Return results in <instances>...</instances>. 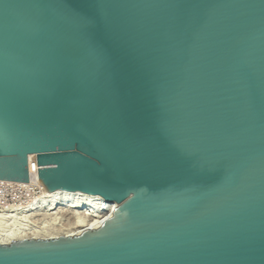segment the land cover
I'll list each match as a JSON object with an SVG mask.
<instances>
[{"label": "water", "instance_id": "obj_1", "mask_svg": "<svg viewBox=\"0 0 264 264\" xmlns=\"http://www.w3.org/2000/svg\"><path fill=\"white\" fill-rule=\"evenodd\" d=\"M29 156L117 208L0 264H264V0H0V181Z\"/></svg>", "mask_w": 264, "mask_h": 264}, {"label": "bare ground", "instance_id": "obj_2", "mask_svg": "<svg viewBox=\"0 0 264 264\" xmlns=\"http://www.w3.org/2000/svg\"><path fill=\"white\" fill-rule=\"evenodd\" d=\"M28 183L0 181L4 210L0 213V245L12 241L49 240L80 236L97 230L113 216L116 203L97 195L57 190L48 192L36 175L35 157H28Z\"/></svg>", "mask_w": 264, "mask_h": 264}, {"label": "built area", "instance_id": "obj_3", "mask_svg": "<svg viewBox=\"0 0 264 264\" xmlns=\"http://www.w3.org/2000/svg\"><path fill=\"white\" fill-rule=\"evenodd\" d=\"M4 197V193L1 192V189H0V213L3 212V209H4V200H3Z\"/></svg>", "mask_w": 264, "mask_h": 264}, {"label": "rangeland", "instance_id": "obj_4", "mask_svg": "<svg viewBox=\"0 0 264 264\" xmlns=\"http://www.w3.org/2000/svg\"><path fill=\"white\" fill-rule=\"evenodd\" d=\"M9 197H10V196H9ZM9 197H6L5 199H6V200H9ZM3 210H4V209H3Z\"/></svg>", "mask_w": 264, "mask_h": 264}]
</instances>
